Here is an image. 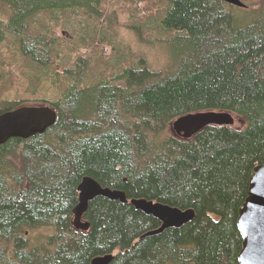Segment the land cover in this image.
<instances>
[{
  "label": "trees",
  "instance_id": "obj_1",
  "mask_svg": "<svg viewBox=\"0 0 264 264\" xmlns=\"http://www.w3.org/2000/svg\"><path fill=\"white\" fill-rule=\"evenodd\" d=\"M99 1L0 0L11 10L0 42L15 36L32 80L54 87L53 99H39L57 113L44 132L0 144V264H91L108 252L109 264H240L239 209L264 163V0H144L156 5L145 22L169 44L167 67L139 55L93 74L83 52L58 65L53 55L69 39L43 30L39 15L64 21L90 5L91 16L114 25L116 13L94 8ZM23 101L0 95V113ZM208 109L230 111L240 124H208L189 138L170 130L178 116ZM86 175L195 216L142 236L161 221L98 195L83 215L89 228L78 229L73 208Z\"/></svg>",
  "mask_w": 264,
  "mask_h": 264
},
{
  "label": "rangeland",
  "instance_id": "obj_2",
  "mask_svg": "<svg viewBox=\"0 0 264 264\" xmlns=\"http://www.w3.org/2000/svg\"><path fill=\"white\" fill-rule=\"evenodd\" d=\"M247 1L248 4L252 3V6L257 5L255 0ZM95 4L94 8L98 5L97 8L114 11L116 23L113 25L106 21L101 22L94 15L91 16L90 5L79 7L77 12L73 11L75 15L69 12L67 20L64 21H52L49 13L39 15V19L43 20L39 26L43 30L52 31L56 28L63 31L69 39L59 43L58 53L53 55V60L58 65L72 63L75 54L83 52L93 58L90 70L93 74L101 70L106 73L118 71L125 63L139 55H145L154 68L167 67L169 44L165 45L161 31L148 27L145 22L148 13L156 8V5L144 0H100ZM10 13V8L0 2V22L8 19ZM103 18L108 20V11ZM15 42V36L9 34L0 42V95L4 98L19 97L26 104L43 103L39 99L41 97L53 99L54 87L45 82L44 78L32 80L34 67L18 54ZM121 57L124 59L121 60ZM11 76L13 83L9 82ZM234 124H240V120L236 118Z\"/></svg>",
  "mask_w": 264,
  "mask_h": 264
},
{
  "label": "water",
  "instance_id": "obj_3",
  "mask_svg": "<svg viewBox=\"0 0 264 264\" xmlns=\"http://www.w3.org/2000/svg\"><path fill=\"white\" fill-rule=\"evenodd\" d=\"M238 6H246L243 0H224ZM57 113L48 104H28L8 109L0 114V144L14 136L23 138L44 132L56 122ZM235 115L226 110H199L189 112L174 119L170 127L178 135L189 138L208 124H234ZM79 201L73 208V222L86 229L89 222L83 215L91 199L104 195L112 199L128 201L124 190L103 186L91 176H84L78 185ZM130 202L146 213L153 214L161 225L147 234H154L166 227L181 226L195 216L193 208L180 209L160 201L145 197H133ZM243 236V246L238 254L240 264H264V163L257 164L250 177L248 196L240 206L237 219ZM112 254H100L92 258L91 264H109Z\"/></svg>",
  "mask_w": 264,
  "mask_h": 264
},
{
  "label": "bare ground",
  "instance_id": "obj_4",
  "mask_svg": "<svg viewBox=\"0 0 264 264\" xmlns=\"http://www.w3.org/2000/svg\"><path fill=\"white\" fill-rule=\"evenodd\" d=\"M40 104H47V103H40ZM23 105H28V104H23ZM23 105H20V106H18V107H21V106H23ZM49 105V104H48ZM51 106V105H50ZM18 107H15V108H18ZM15 108H12V109H15ZM54 108V107H53ZM4 111H6V110H4ZM4 111H2L1 113H3ZM56 111V110H55ZM0 113V114H1ZM54 124V123H53ZM52 124V125H53ZM171 124V123H170ZM171 128V127H170ZM172 130V129H171ZM173 131V130H172ZM173 133H175L174 131H173ZM177 134V133H176ZM17 137H19V136H17ZM21 138H23V137H21ZM28 138V137H27ZM8 140V139H7ZM6 140V141H7ZM83 179V178H82ZM82 181V180H81ZM80 181V182H81ZM79 182V183H80ZM79 185V184H78ZM111 188V187H110ZM112 189H117V188H112ZM122 190V189H121ZM78 192H79V189H78ZM104 196V195H103ZM105 197H107V196H105ZM109 198V197H108ZM128 198V197H127ZM133 198V197H132ZM138 198V197H137ZM130 199L131 198H128V201L130 202ZM120 200V199H119ZM78 201H79V199H78ZM155 201H157V200H155ZM123 202H127V201H123ZM78 203V202H77ZM89 204V203H88ZM134 205V204H133ZM135 206V205H134ZM136 207V206H135ZM137 208V207H136ZM139 209V208H138ZM180 209H182V208H180ZM185 209H188V208H185ZM87 210V209H86ZM145 212V211H144ZM146 213V212H145ZM147 214H150V213H147ZM153 215V214H152ZM156 217V216H155ZM73 218H74V213H73ZM158 218V217H157ZM83 219H84V217H83ZM159 219V218H158ZM84 220H86V219H84ZM160 220V219H159ZM88 221V220H87ZM89 222V221H88ZM73 224H74V222H73ZM89 225H90V223H89ZM161 225V224H160ZM159 225V226H160ZM74 226L76 227V228H78V229H82V230H87L88 228H89V226L86 228V229H83V228H80V227H77L75 224H74ZM158 226V227H159ZM158 227H156V228H158ZM156 228H153V229H156ZM153 229H150V230H153ZM150 230H148V231H150ZM148 231H146L145 233H143V235L142 236H144V235H150V234H147V232ZM158 233V232H157ZM104 254H112L113 255V257H114V255H115V253H113V252H108V253H104ZM113 259V258H112Z\"/></svg>",
  "mask_w": 264,
  "mask_h": 264
}]
</instances>
